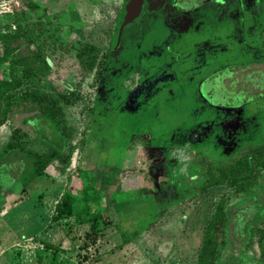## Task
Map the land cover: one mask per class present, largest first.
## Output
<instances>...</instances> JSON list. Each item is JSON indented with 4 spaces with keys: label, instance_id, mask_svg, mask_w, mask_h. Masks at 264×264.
<instances>
[{
    "label": "rangeland",
    "instance_id": "1",
    "mask_svg": "<svg viewBox=\"0 0 264 264\" xmlns=\"http://www.w3.org/2000/svg\"><path fill=\"white\" fill-rule=\"evenodd\" d=\"M119 3L0 0V150L17 126L27 132L29 147L48 146L36 136L33 110L19 104L6 111L8 94L38 85L49 95L80 97L59 112L75 145L68 162L54 161L26 189L0 194V264H199L202 237L221 204L231 217L221 260L236 255L238 264H264V235L249 238L254 225L264 227V169L240 191L230 177L204 193L191 189L204 180V160L215 164L235 155L243 162L244 146L264 141V89L242 108L209 105L199 91L223 64L264 63V0L206 4L209 19L198 21L203 28L175 39L173 50L185 56L166 60L175 78L165 82L163 76L154 82L161 66L147 63L157 55L151 45L161 46L159 31L141 50L124 52L130 60L122 70L139 76L113 73L107 53L115 56ZM223 24L232 30L214 39ZM77 42L96 47L92 68L76 57ZM143 66L149 76H141ZM152 191L158 201L147 197ZM66 193L72 213L58 216Z\"/></svg>",
    "mask_w": 264,
    "mask_h": 264
},
{
    "label": "trees",
    "instance_id": "2",
    "mask_svg": "<svg viewBox=\"0 0 264 264\" xmlns=\"http://www.w3.org/2000/svg\"><path fill=\"white\" fill-rule=\"evenodd\" d=\"M74 48L81 65L87 69L92 68L96 61L94 54V51L97 50L96 47L88 42H77ZM226 74L228 73L224 71L217 76H207L199 85L201 95L215 103L239 106L258 97L259 89H264V76H224ZM211 88L217 91L215 99L209 94ZM7 98L6 111H10L12 106L19 104H24L34 111L32 126L36 136L48 146L44 151L29 147V139L26 138L27 132L18 126L11 127V135L0 150V194L4 195L11 194L18 186L26 189L31 181L45 172L50 163L57 160L68 162L69 155L75 145L67 141L66 132L59 125V112L63 111L64 105L71 104L80 97L75 91L49 95L42 91L38 85H35L10 93ZM59 98L63 100L62 104H60ZM244 147H247L249 152L244 156L243 162L235 155L224 161L219 159L215 164L213 160L209 162L204 160V180L198 188L191 189L198 191V194L204 193L228 177H230L231 183L237 184L239 191L243 190L245 184L247 186L252 184L255 178L261 176V171L264 169V141ZM155 185L159 187L162 184L155 182ZM163 186L167 187V185ZM166 195L167 191L164 196ZM150 196L156 201L159 200L156 193L151 192L147 195V197ZM71 213L70 197L66 193L58 209V216ZM230 218V211L224 205H219L217 211L209 219L202 237L200 249L197 252L199 264H230L231 262L238 264L236 255L221 260L226 247V232L229 223H231ZM255 224L258 225V221ZM256 234H258V239H261L264 235V227L256 228L254 225L249 232V238L253 239ZM261 254L264 260V253Z\"/></svg>",
    "mask_w": 264,
    "mask_h": 264
},
{
    "label": "flooded vegetation",
    "instance_id": "3",
    "mask_svg": "<svg viewBox=\"0 0 264 264\" xmlns=\"http://www.w3.org/2000/svg\"><path fill=\"white\" fill-rule=\"evenodd\" d=\"M138 0H135L137 4ZM151 1H154L155 7L153 9H150ZM212 1H219V0H141V11L137 17H135L130 23L126 24L123 28V31L121 33V38L119 45L116 46L115 50V56L112 55L113 53H107L109 57L112 58L114 63V70L115 76H118L119 74L126 73L127 76H129V73L132 75L134 73L129 71V73L126 70H122V68L125 66L126 62L130 59L127 57H123L124 52L129 47H137L140 49L142 46L143 40L150 36L152 32L159 31L162 33L161 36V46L158 47L156 44H152L151 48L153 49V52L155 51L157 53L155 60L151 62H147L150 64H153L154 67L161 66V70L157 72V78H155L154 82H157L156 79H160L161 76L165 77L164 82L169 79L175 78V76L170 72L169 69L172 68L170 65V61H166L168 59L170 60H177V57H179V52L182 49H179L178 51L173 50L175 47V39L177 37H180L182 34L186 35L188 33H191V35L194 33L193 31L199 29L200 27L203 28L200 23H198L199 20H202L203 23L205 20L209 19V14L207 11L203 10V7H206L205 5L209 4ZM123 4V0H120L117 13H116V21L115 25L117 23L118 15L121 10ZM202 18V19H201ZM231 18L228 17L226 20H223L224 24L226 21H229ZM197 22V23H196ZM177 23L182 24L181 26H177ZM222 27L217 28L214 33V39L221 38L222 35H220L221 30H230L231 27ZM114 25V28H115ZM200 26V27H199ZM232 30V28H231ZM114 31V30H113ZM217 34L219 35H216ZM133 33V34H132ZM212 33V34H213ZM113 34V32H112ZM132 34V36H131ZM229 34V33H226ZM208 37L205 36L203 40H205ZM190 38V37H189ZM201 38V37H200ZM213 39V37L210 39V41ZM231 39V37L229 38ZM193 40V41H192ZM203 40H197V41H203ZM190 41L194 42V39H191ZM225 43L228 41L224 40ZM230 42V40H229ZM223 44V43H221ZM111 45H112V36H111ZM216 45V44H215ZM218 45H216L217 47ZM215 49V47L213 48ZM163 50L167 51V55L163 56ZM112 53V54H111ZM181 53V52H180ZM181 56H185L184 54H180ZM253 59V58H252ZM262 58L260 60H252V64H241L237 63L234 65H226L223 64L218 67V69L214 70L213 72H210L207 76H217V74H221L224 71H226V75L224 76H264V63L262 62ZM245 65L244 67H239ZM142 68V66H141ZM143 69H145V66H143ZM146 73L141 76H149L148 69L146 68ZM139 71L134 74L135 76H139ZM162 80V79H161ZM137 88V87H136ZM200 91V90H199ZM150 94V93H149ZM210 96H212L214 99V96H217V91L214 88H211L209 90ZM201 95V92H200ZM148 95H146L147 97ZM202 99L206 101L209 105L212 106H223V107H232V108H242L244 107V104L239 106H227L223 104H217L215 102L210 101L209 99L202 96ZM202 133H207V127L202 128ZM163 189V188H162ZM166 187L164 188L163 192L164 194H161L163 192H160V196H164L166 194ZM153 192V191H152ZM156 193V192H153Z\"/></svg>",
    "mask_w": 264,
    "mask_h": 264
},
{
    "label": "water",
    "instance_id": "4",
    "mask_svg": "<svg viewBox=\"0 0 264 264\" xmlns=\"http://www.w3.org/2000/svg\"><path fill=\"white\" fill-rule=\"evenodd\" d=\"M140 1L141 0H138L136 4L135 0H123L117 23L112 34V49H115L116 46L119 45L121 33L125 25L130 23L135 17L139 15L142 8Z\"/></svg>",
    "mask_w": 264,
    "mask_h": 264
}]
</instances>
